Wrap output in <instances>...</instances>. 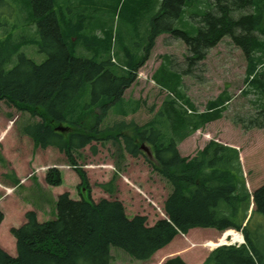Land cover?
<instances>
[{
	"label": "trees",
	"instance_id": "16d2710c",
	"mask_svg": "<svg viewBox=\"0 0 264 264\" xmlns=\"http://www.w3.org/2000/svg\"><path fill=\"white\" fill-rule=\"evenodd\" d=\"M65 3L78 4L77 0H26L27 8L21 11L26 13V23L35 26L36 38L22 40V35L15 40L7 34L1 41L0 102L7 101L33 119L39 118L25 125L23 133L37 148H55L65 154L85 187L89 180L77 168L75 154L90 147L96 155L98 145L112 142L121 157L137 158L146 155L141 146L148 143L154 154L153 159L146 155L148 162L172 187L164 205L167 219L149 227L144 216L129 218L119 200L95 203L90 196L75 200L66 192L55 203L53 220L40 222L37 213L29 211L26 222L10 230L17 255L0 247V264H112V248L135 261L149 262L179 234L187 235L193 229L237 230L246 241L239 248L216 249L203 264H264L262 242L256 246L248 235L254 215L264 216V185L253 195L247 191L240 151L216 141L191 159L178 150L179 142L220 120L233 100L226 89L208 103L206 111L199 112L190 100H183L180 91L183 74H191L224 38L246 58L242 94L252 96L255 107V113L239 116L236 124L245 131L264 129V0H215L214 5L210 0H124L135 32L116 37L115 43L112 31L105 32L107 39H102L84 32L83 21L65 18ZM5 4L6 0H0V11ZM190 19L197 24L191 26ZM179 22L188 28H178ZM164 34L183 40L191 53L185 73L163 63L153 76L174 98L168 97L145 126L125 121L105 126L113 110L123 116L140 110L141 102L126 101L124 94L137 82L157 38ZM28 44L37 45L47 59L38 64L19 54L18 62L8 69L21 47ZM79 45L93 57L76 56ZM115 178L99 185L112 197L117 193ZM19 181L15 179V183ZM46 183L61 186V171L49 169ZM252 197L255 210L249 218ZM4 218L0 210V225ZM164 264L187 263L176 257Z\"/></svg>",
	"mask_w": 264,
	"mask_h": 264
},
{
	"label": "rangeland",
	"instance_id": "374dc122",
	"mask_svg": "<svg viewBox=\"0 0 264 264\" xmlns=\"http://www.w3.org/2000/svg\"><path fill=\"white\" fill-rule=\"evenodd\" d=\"M80 1L77 0L78 4L74 6L65 3L63 14L72 21H83L82 28L87 34L100 37L101 33L112 31L114 40L116 37L121 39L127 32L131 36L134 35L135 24H131V15L123 5L124 0H86L83 3ZM26 8V0H6L0 11V45L3 39L5 41L7 34L14 36L15 40L22 35V40L36 38L35 26L26 23V13L21 11ZM13 44L16 42L13 41ZM19 54L26 55L38 64L47 59V55L41 53L37 45H23L7 66L8 69L18 62ZM74 54L79 57H93L92 52L80 45L75 48ZM188 55L183 42L167 34L161 35L149 60L140 69L137 82L124 94L126 101H140V110L127 116L118 115L113 110L105 119V126H112L121 121L145 126L154 119L165 100L173 97L153 81L154 74L163 63L174 71L183 72L187 67ZM164 56H168L170 60L167 61ZM246 67L247 62L242 50L234 46L229 38H224L208 52L206 59L195 67L192 75L183 76V86L180 88L184 95L183 100H190L199 112L206 111L208 103L226 89L233 100L220 120L207 124L202 130L178 144V149L183 157L191 159L211 140L237 147L242 152V166L246 176L257 182H264V129L245 131L236 124L239 116L247 117L248 114L255 113V107L250 102L253 97H244L242 94L245 89ZM38 121L39 118L33 119L28 112L20 111L11 103L0 102V210L5 216L3 224L0 225V247L8 254L13 257L17 255L16 241L10 230L26 222L25 214L30 210L29 205H45L41 213L36 212L40 221L53 220L56 216L55 205L46 206V197L51 186L46 183L45 175L51 168H58L60 171L62 169L64 184L58 192L71 191L68 193L75 200L81 199L82 196H90L95 203L101 199L119 200L124 204L129 218L145 216L149 224L154 222V217L165 218L164 201L170 195L172 187L154 170L146 155L133 158L125 154L121 157L118 147L112 142L98 145L96 155L87 147L75 154L77 168L85 171L89 180L88 186L85 187L65 154L55 148H37L23 133L25 125ZM16 178L20 180L19 183H15ZM113 178L117 193L112 197L99 185L107 184ZM260 215H254L248 228L249 238L256 242V246L261 242L264 246V216ZM193 230L187 235L179 234L170 246L172 250L156 254L149 262L135 261L124 251L112 248V264H163L175 256H179L186 263H201L214 251L206 248L205 242L217 241L223 233L214 229ZM245 244L244 238L243 244L237 242L228 246L239 248Z\"/></svg>",
	"mask_w": 264,
	"mask_h": 264
},
{
	"label": "bare ground",
	"instance_id": "6f19581e",
	"mask_svg": "<svg viewBox=\"0 0 264 264\" xmlns=\"http://www.w3.org/2000/svg\"><path fill=\"white\" fill-rule=\"evenodd\" d=\"M210 2L211 3H213V5L215 4V0H210ZM94 5H92V7H93ZM91 7V8H92ZM93 11V13L95 14V11H94V9L92 10ZM235 17H238V13L237 14H235ZM190 23H191V26L192 25H195V24H197V20H195V19H190ZM177 27L178 28H180V29H182V30H186L187 28H188V26L186 27L185 25H182V23H177ZM108 34L107 33H101L100 34V37L99 38H102V39H107V36ZM165 35V34H164ZM169 36H172L174 39H176V40H178V41H181V42H183L184 44H185V46L187 47V50H188V53H189V55L186 57V63H187V67H186V69L188 68V66H189V62H188V60H187V58L189 57V56H191V53H190V51H189V48H188V46L186 45V43L183 41V40H181V39H179V38H176V37H174L173 35H170L169 34ZM160 37V36H159ZM158 37V38H159ZM158 38H157V40H158ZM112 39H113V43H115V40H114V37L112 36ZM4 40V39H3ZM157 40H156V42H157ZM98 42V41H97ZM210 51V50H209ZM208 51V52H209ZM117 60L113 57V62H116ZM204 61V60H203ZM203 61H201V62H203ZM201 62H199V63H201ZM198 63V64H199ZM196 67V66H195ZM195 67H193L192 69V73L191 74H188L187 76H190V75H192L193 74V72H194V69H195ZM186 69L183 71L184 73H185V71H186ZM186 74H183V76H185ZM167 91V90H166ZM171 94V93H170ZM203 129V128H202ZM202 129H200V130H202ZM186 140V139H185ZM184 140V141H185ZM211 141H214V140H211ZM210 141V142H211ZM183 141H181V142H179V144L180 143H182ZM209 142V143H210ZM216 142H218V141H216ZM208 143V144H209ZM218 143H220V142H218ZM207 144V145H208ZM206 145V146H207ZM205 146V147H206ZM204 147V148H205ZM204 148L202 149V150H204ZM179 150V149H178ZM201 150V151H202ZM180 152V151H179ZM200 152V151H199ZM181 154V153H180ZM182 156V155H181ZM240 161H241V164L243 165V163H242V155H241V152H240ZM183 157V156H182ZM195 157V156H194ZM184 158H188V157H184ZM189 159V158H188ZM68 169H70V167H68ZM246 172H245V170H243V166H242V174H243V176L245 177V180H246V186H247V191L251 194V195H253L254 194V192L259 188V187H261V186H263L264 185V182H257L256 180H252V179H250V178H248L247 176H246V174H245ZM254 186V189L252 190V187ZM167 200V199H166ZM166 200L164 201V205H165V202H166ZM252 204H253V206H254V210H255V203H254V199H253V197H252ZM164 213H165V210H164ZM165 215V218H163V219H167V216H166V213L164 214ZM145 217V216H144ZM147 218V217H146ZM160 220H162V219H160V218H155L154 217V222L152 223L151 222V224H149V221H148V218H147V226H149V227H153V226H155L156 224H157V222H159ZM204 230V229H203ZM217 231V230H216ZM218 233H219V231H217ZM223 234L221 235V237L217 240V241H214V240H208V241H206L205 242V244H204V246L206 247V248H209L210 250H213V249H216V248H220V247H230V246H228L229 244H231V243H244V235H242L240 232H238L237 230H232V229H230V230H226V231H224V232H222ZM172 243V242H171ZM170 243V244H171ZM194 246H196V245H194ZM167 248V246L166 247H164V248H162V249H160L159 251H157V253L156 254H158V253H160V252H162V251H164L165 249ZM155 254V255H156ZM154 257V256H153ZM176 257H179V256H175V257H172V258H169V259H173V258H176ZM168 259V260H169ZM167 260V261H168ZM166 262V261H165ZM164 262V263H165ZM163 263V264H164Z\"/></svg>",
	"mask_w": 264,
	"mask_h": 264
},
{
	"label": "crops",
	"instance_id": "0c3cea01",
	"mask_svg": "<svg viewBox=\"0 0 264 264\" xmlns=\"http://www.w3.org/2000/svg\"><path fill=\"white\" fill-rule=\"evenodd\" d=\"M237 148V147H236ZM240 152H241V150L239 149V148H237ZM242 153V152H241ZM61 174H62V169H61ZM77 174V173H76ZM78 175V174H77ZM20 178V177H19ZM45 178H46V175H45ZM63 184H64V181H63ZM63 184L61 185V186H58V187H53V186H51L50 188L51 189H49L48 190V193H47V197H46V202H47V204H46V206H54L55 205V203H56V201H57V199H58V197L61 195V194H63V193H65V192H70L71 193V191H61V192H58V190H59V188H61L62 186H63ZM53 190H55L54 192H53ZM35 205L36 206H34V205H29L30 207H29V209L30 210H28V211H36V212H38V213H41V211L43 210V208H45V205L44 204H36L35 203ZM55 207V206H54ZM27 211V212H28ZM254 211V206H253V204H251V207H250V210H249V216L248 217H250L251 215H252V212ZM37 213V214H38ZM38 219H39V217H38ZM39 221H40V219H39ZM45 221V220H44ZM44 221H40V222H44ZM4 222V221H3ZM3 222H2V224H3ZM1 224V225H2ZM193 231H202V229H194ZM204 231V230H203ZM205 231H210V230H205ZM178 237V236H177ZM176 237V238H177ZM175 238V239H176ZM175 239L173 240V242L175 241ZM15 240V239H14ZM172 242V243H173ZM172 243L171 244H169L168 246H167V248L165 249V252H168V251H170V250H172V249H170V246L172 245ZM4 248V247H3ZM186 256V255H185ZM172 258V257H171ZM185 260L187 261V258H185ZM204 261H205V259L200 263V262H187V264H203L204 263Z\"/></svg>",
	"mask_w": 264,
	"mask_h": 264
},
{
	"label": "water",
	"instance_id": "95a60500",
	"mask_svg": "<svg viewBox=\"0 0 264 264\" xmlns=\"http://www.w3.org/2000/svg\"><path fill=\"white\" fill-rule=\"evenodd\" d=\"M142 151L148 156V158L153 159L154 154L150 146L143 144L141 146Z\"/></svg>",
	"mask_w": 264,
	"mask_h": 264
}]
</instances>
